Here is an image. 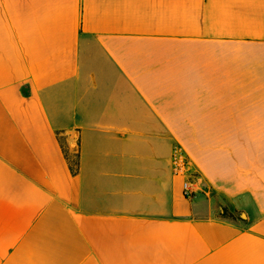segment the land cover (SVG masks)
Segmentation results:
<instances>
[{
  "label": "crops",
  "instance_id": "0c3cea01",
  "mask_svg": "<svg viewBox=\"0 0 264 264\" xmlns=\"http://www.w3.org/2000/svg\"><path fill=\"white\" fill-rule=\"evenodd\" d=\"M0 264H264V0H0Z\"/></svg>",
  "mask_w": 264,
  "mask_h": 264
},
{
  "label": "built area",
  "instance_id": "2783aa9c",
  "mask_svg": "<svg viewBox=\"0 0 264 264\" xmlns=\"http://www.w3.org/2000/svg\"><path fill=\"white\" fill-rule=\"evenodd\" d=\"M173 169L177 176L184 178V195L188 199L194 198L199 192L198 174L191 167L190 160L182 149H177L173 159Z\"/></svg>",
  "mask_w": 264,
  "mask_h": 264
}]
</instances>
